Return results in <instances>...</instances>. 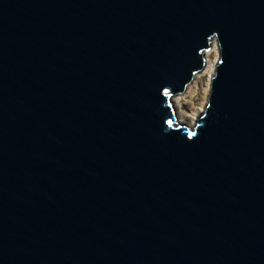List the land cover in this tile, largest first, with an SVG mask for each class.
<instances>
[{
    "label": "water",
    "instance_id": "95a60500",
    "mask_svg": "<svg viewBox=\"0 0 264 264\" xmlns=\"http://www.w3.org/2000/svg\"><path fill=\"white\" fill-rule=\"evenodd\" d=\"M0 264H264V0H0Z\"/></svg>",
    "mask_w": 264,
    "mask_h": 264
},
{
    "label": "rangeland",
    "instance_id": "374dc122",
    "mask_svg": "<svg viewBox=\"0 0 264 264\" xmlns=\"http://www.w3.org/2000/svg\"><path fill=\"white\" fill-rule=\"evenodd\" d=\"M213 58V56H212ZM216 60L214 61V63ZM214 70V69H213ZM209 80V76L206 74H199L198 76H193L189 84L185 87L184 91L177 95L182 102L180 105H177L174 100L177 96H171V100L174 106V115L177 121L183 119L185 115L195 114L193 113V109L199 108L200 102H202V98L204 96V87ZM209 85V84H208ZM192 109V110H191ZM181 124H189L184 121H179ZM191 124V123H190Z\"/></svg>",
    "mask_w": 264,
    "mask_h": 264
},
{
    "label": "bare ground",
    "instance_id": "6f19581e",
    "mask_svg": "<svg viewBox=\"0 0 264 264\" xmlns=\"http://www.w3.org/2000/svg\"><path fill=\"white\" fill-rule=\"evenodd\" d=\"M213 56V58H212ZM218 56V48L216 46V44L214 43V41L212 40L210 47L203 53V65L201 67V69L195 73L193 76H198L199 74H206L209 77L211 76L213 69H214V61L217 59ZM209 84V80L206 83V86L204 87V96L202 98V102H200L199 104V108L194 109L192 108L191 110L193 111V113L195 112V114H193V116L191 115H185L183 119H180L179 121H184L185 123H193V121L195 120L196 116L201 112L205 101H206V97H207V92H208V85ZM185 92V91H184ZM177 96V95H175ZM174 102L177 105H180L182 102L180 101V98L177 96L174 100Z\"/></svg>",
    "mask_w": 264,
    "mask_h": 264
}]
</instances>
